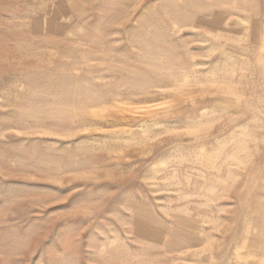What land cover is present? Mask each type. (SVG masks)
<instances>
[{"label":"rangeland","instance_id":"374dc122","mask_svg":"<svg viewBox=\"0 0 264 264\" xmlns=\"http://www.w3.org/2000/svg\"><path fill=\"white\" fill-rule=\"evenodd\" d=\"M0 264H264V0H0Z\"/></svg>","mask_w":264,"mask_h":264}]
</instances>
